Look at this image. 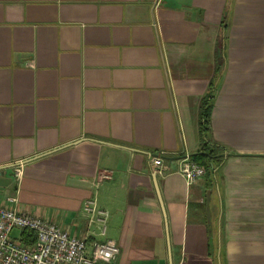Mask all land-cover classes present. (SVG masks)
<instances>
[{
  "label": "crops",
  "instance_id": "1",
  "mask_svg": "<svg viewBox=\"0 0 264 264\" xmlns=\"http://www.w3.org/2000/svg\"><path fill=\"white\" fill-rule=\"evenodd\" d=\"M222 55L224 161L189 185ZM2 205L114 239L115 264H264V0H0Z\"/></svg>",
  "mask_w": 264,
  "mask_h": 264
},
{
  "label": "built area",
  "instance_id": "2",
  "mask_svg": "<svg viewBox=\"0 0 264 264\" xmlns=\"http://www.w3.org/2000/svg\"><path fill=\"white\" fill-rule=\"evenodd\" d=\"M153 164L159 166V173L165 171L161 155L153 157ZM179 172L191 185L208 171L187 155L181 160ZM22 173L21 164L15 170V177L20 179ZM9 201L17 203L15 197ZM83 209L90 223L99 224L100 233L106 235L108 211L94 199L86 200ZM26 230L34 234L32 244L22 239ZM15 231L20 234L15 236ZM88 239V236L73 235L41 216L20 212L13 205L0 206V264H115L120 248L114 239L108 238L93 246Z\"/></svg>",
  "mask_w": 264,
  "mask_h": 264
},
{
  "label": "trees",
  "instance_id": "3",
  "mask_svg": "<svg viewBox=\"0 0 264 264\" xmlns=\"http://www.w3.org/2000/svg\"><path fill=\"white\" fill-rule=\"evenodd\" d=\"M215 65V75L211 79L209 89L206 95L203 97L200 105V121L199 128L202 138V150L203 152L192 155L194 161L200 163L201 165L207 168L208 174L215 175L216 169L221 167L224 161V157L219 156L218 154L225 151L223 146L219 144L212 143L207 138V134L211 129V114L213 108V99L215 92L218 87L219 80L223 74V67L225 64V57L222 55L218 58ZM22 239L25 243L32 244L34 242V234L30 231H24L22 233Z\"/></svg>",
  "mask_w": 264,
  "mask_h": 264
},
{
  "label": "water",
  "instance_id": "4",
  "mask_svg": "<svg viewBox=\"0 0 264 264\" xmlns=\"http://www.w3.org/2000/svg\"><path fill=\"white\" fill-rule=\"evenodd\" d=\"M222 155H226V154H222ZM159 169H160L159 166H156V168H155V173H154L153 176H154V179H155V182H156L157 191H158V194H159V197H160V200H161L162 206H163V202H162V198H161L160 190H159V187H158V184H157V172H158ZM163 208H164V206H163Z\"/></svg>",
  "mask_w": 264,
  "mask_h": 264
},
{
  "label": "rangeland",
  "instance_id": "5",
  "mask_svg": "<svg viewBox=\"0 0 264 264\" xmlns=\"http://www.w3.org/2000/svg\"><path fill=\"white\" fill-rule=\"evenodd\" d=\"M213 211H214V210L212 209V212H213ZM216 211H217V208H216ZM216 211H215V212H216ZM19 234H20L19 231H15V232H14V235H15V236H17V235H19Z\"/></svg>",
  "mask_w": 264,
  "mask_h": 264
}]
</instances>
